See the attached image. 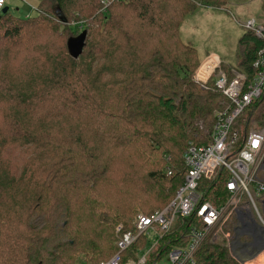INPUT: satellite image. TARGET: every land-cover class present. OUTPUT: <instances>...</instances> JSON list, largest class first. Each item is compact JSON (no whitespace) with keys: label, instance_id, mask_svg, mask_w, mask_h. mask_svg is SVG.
<instances>
[{"label":"trees","instance_id":"16d2710c","mask_svg":"<svg viewBox=\"0 0 264 264\" xmlns=\"http://www.w3.org/2000/svg\"><path fill=\"white\" fill-rule=\"evenodd\" d=\"M231 1L40 0L34 16L0 11V264H97L114 253L118 223L132 229L136 211L172 200L184 151L207 142L223 100L193 79L202 59L180 27ZM72 20L86 23L77 58ZM243 29L221 69L252 78L264 40ZM254 119L264 123V103ZM226 180H201L203 199L225 202ZM183 225L162 238L165 250ZM217 239L200 243L196 264H240Z\"/></svg>","mask_w":264,"mask_h":264},{"label":"built area","instance_id":"2783aa9c","mask_svg":"<svg viewBox=\"0 0 264 264\" xmlns=\"http://www.w3.org/2000/svg\"><path fill=\"white\" fill-rule=\"evenodd\" d=\"M106 1L101 0L104 6ZM4 5L0 0V11ZM240 25L264 40V24L251 18ZM221 62L216 53H209L193 75L202 88L211 86L223 100L206 131L207 142H189L183 153L187 168L183 183L162 209L137 214L132 229L117 225L114 253L97 264H196L200 243L218 238L227 222L232 224V231L224 232L227 246L231 256L245 260L241 264L255 260L249 259L252 248L264 247V233L258 227L264 228V125L249 126L257 124L254 112L264 103V45L257 52L258 69L252 78L236 69H221ZM223 175L229 197L213 206L203 199L200 181ZM177 219L184 222V236L165 250L161 240ZM147 237L151 243L139 254Z\"/></svg>","mask_w":264,"mask_h":264},{"label":"rangeland","instance_id":"374dc122","mask_svg":"<svg viewBox=\"0 0 264 264\" xmlns=\"http://www.w3.org/2000/svg\"><path fill=\"white\" fill-rule=\"evenodd\" d=\"M39 2L40 0H5V6L8 7L9 11L13 14L26 17L37 14L36 6ZM262 2H264V0H232L228 5V12L220 9L198 8L194 14L188 15L182 22L180 27L181 37L184 41L191 42L197 48L199 57L202 61L207 56L208 52H216L223 60L233 62L236 41L244 30L238 22H243L252 18L257 23L264 24V12L260 8ZM221 8L226 7L223 5ZM85 26L86 23L84 20H72L70 22L71 29L78 30L79 32L84 29ZM60 29L62 30L63 26H61ZM261 125H264V123ZM249 126L257 127L259 124L252 123L249 124ZM206 131L208 132L209 130L206 129L204 131V135L207 138ZM258 207L260 208V203H258ZM139 213H142V211H136L132 219V224L135 221L136 215ZM119 224L122 223H118L117 225ZM228 230L232 231V224L227 222L222 232H218V239H225L224 232ZM115 240L116 232L114 231V239L112 242L113 250L115 247ZM151 240L150 237H147L145 247L138 250L139 254L146 250ZM139 244H142V241ZM262 256H264V253ZM258 258L255 261H258ZM233 259L237 261L235 257H233ZM99 260L105 259L102 258ZM80 262L81 260L77 261L76 264H80Z\"/></svg>","mask_w":264,"mask_h":264},{"label":"water","instance_id":"95a60500","mask_svg":"<svg viewBox=\"0 0 264 264\" xmlns=\"http://www.w3.org/2000/svg\"><path fill=\"white\" fill-rule=\"evenodd\" d=\"M6 10H7V7H4L3 12H5ZM86 34H87L86 30L83 29L82 31H80L78 33V35L68 38L67 48H68V52H69L71 57L77 58L79 56V54L81 53L82 48H83L84 43H85ZM258 227H260V229L264 232L263 227H261V226H258ZM263 249H264V247H256L253 250L249 259H253V258L257 257V255H259ZM236 259L240 263H243L245 261V260L239 259V258H236Z\"/></svg>","mask_w":264,"mask_h":264},{"label":"bare ground","instance_id":"6f19581e","mask_svg":"<svg viewBox=\"0 0 264 264\" xmlns=\"http://www.w3.org/2000/svg\"><path fill=\"white\" fill-rule=\"evenodd\" d=\"M260 259H259V258ZM257 258H258V261H255V260H253V261H251V260H249V261H246L244 264H264V256H262V254H260L259 256H258Z\"/></svg>","mask_w":264,"mask_h":264},{"label":"crops","instance_id":"0c3cea01","mask_svg":"<svg viewBox=\"0 0 264 264\" xmlns=\"http://www.w3.org/2000/svg\"><path fill=\"white\" fill-rule=\"evenodd\" d=\"M6 4V3H5ZM4 7H6L5 5H4ZM8 8V7H7ZM240 22H238V24H239ZM240 25V24H239ZM207 53V52H206ZM209 53V52H208ZM210 53H216V52H210ZM218 56H219V54L218 53H216ZM220 57V56H219ZM221 58V57H220ZM222 59V58H221ZM223 60V59H222ZM223 61H225V60H223ZM259 229H260V227H259ZM261 230V229H260ZM261 232L262 233H264L262 230H261ZM259 256V255H258ZM257 256V257H258ZM257 257H255V259L257 258Z\"/></svg>","mask_w":264,"mask_h":264},{"label":"flooded vegetation","instance_id":"af4514ba","mask_svg":"<svg viewBox=\"0 0 264 264\" xmlns=\"http://www.w3.org/2000/svg\"><path fill=\"white\" fill-rule=\"evenodd\" d=\"M255 248H252L251 250H252V252H253V250H254Z\"/></svg>","mask_w":264,"mask_h":264}]
</instances>
